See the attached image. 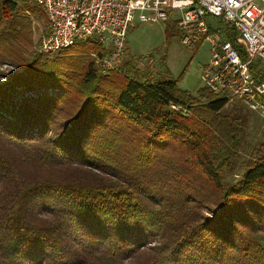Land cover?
<instances>
[{"label":"trees","instance_id":"1","mask_svg":"<svg viewBox=\"0 0 264 264\" xmlns=\"http://www.w3.org/2000/svg\"><path fill=\"white\" fill-rule=\"evenodd\" d=\"M25 12L46 18L28 0H0L5 60L28 36L32 22ZM165 23L166 42L180 38L174 20ZM93 46L102 54L100 45ZM72 51L53 59L37 54L31 62L19 53L10 56L24 71L0 87L1 264L42 263L48 258L42 243L54 251L55 263L69 264L59 246L67 234L87 257L103 247L133 255L150 240L163 241L161 231L178 225V234L186 237L162 244L159 254L150 253L152 264H238L246 259L264 264V138L257 148L248 142L250 110L240 102L227 108V100L204 87L197 95L180 89L165 58L160 61L164 71L153 79L131 61L122 74H104L89 54ZM22 87L37 97L13 103ZM52 88L56 96L49 94ZM54 118L65 122L63 131L44 140L53 133ZM40 141L44 149L36 144ZM242 154L247 159L234 182ZM80 162L96 164L117 178L101 177L93 185L56 178ZM33 166L45 173H32ZM25 168L30 171L22 172ZM184 182L193 188L184 201L190 203L205 187L215 193L212 203L220 213L210 219L198 209L185 210L182 194L170 193L181 191ZM191 213L199 217L188 220ZM47 216L59 217V224Z\"/></svg>","mask_w":264,"mask_h":264},{"label":"built area","instance_id":"2","mask_svg":"<svg viewBox=\"0 0 264 264\" xmlns=\"http://www.w3.org/2000/svg\"><path fill=\"white\" fill-rule=\"evenodd\" d=\"M44 11L48 29L40 50L55 55L80 43L100 45L92 53L104 74L119 71L127 35L140 23L174 20L181 43L207 42L210 60L203 87L218 98L242 103L264 120V0H28ZM239 34V36L236 35ZM229 35L234 38L237 47ZM259 73L261 76H259Z\"/></svg>","mask_w":264,"mask_h":264},{"label":"rangeland","instance_id":"3","mask_svg":"<svg viewBox=\"0 0 264 264\" xmlns=\"http://www.w3.org/2000/svg\"><path fill=\"white\" fill-rule=\"evenodd\" d=\"M29 4V3H28ZM30 5V4H29ZM40 10L43 11L41 7H39ZM44 12V11H43ZM25 16L29 17L31 20V26L29 27V31L27 32V37L24 40H19L21 46L18 44L14 45L13 51L7 52V56L9 57L8 60H5L6 56L3 54L6 53V51L2 47V51L0 52V87H5L8 84L11 83L12 79L17 73H22L24 71V68L14 65L11 60L15 59L16 54L24 55L25 58H27V61L30 62L33 61L37 54H39L43 59H53L57 57L58 55H46L41 52L40 50V40L45 35L47 29H48V21L44 16H37L34 14H30L25 12ZM166 23L163 21H160L155 24L151 23H140L138 19H136L135 24L133 27H131L128 31L127 35V43L129 51L127 50V55L125 58L120 62L118 66V70L116 73L122 74L123 72H126L124 70V64L126 62L131 61L132 65L135 66V68L142 73H149V77L156 79L159 74H161L164 70L160 67V61L165 58L166 67L171 73V76L173 79L178 81V86L180 89L187 91L193 95H197L198 91L203 88V84L201 81V73L203 67L209 62L210 60V50L211 46L209 43L204 42L200 44L197 48L191 49L189 47L184 46L179 36H174L170 39L169 43L166 42V35H165V28ZM237 36H239L238 33H236ZM28 40V41H27ZM8 47H6L7 49ZM73 50V51H72ZM71 51L75 53L76 55H83V56H90V52H96L93 44L91 43H80L79 45L75 47H71ZM68 56H70L68 54ZM73 56V55H72ZM162 58V59H161ZM49 94L51 96H56L58 92L57 89H49ZM19 97L12 100V102H18L20 103L24 98H36L37 95L33 92H29L25 90V87H22L21 91H19ZM23 94V96H22ZM2 101V96H0V102ZM1 105V104H0ZM11 107V106H10ZM176 110H181V108L174 107ZM227 108H230V106H227ZM185 114L188 113L187 110H182ZM250 128H249V136H248V142L252 147L257 148V146L263 142L264 138V120L259 117L257 113H254L250 111ZM53 125H50L49 128H52L53 133H49L50 135L44 138V140L53 139L56 136V132L59 130L63 131V123L61 118H54L52 120ZM51 131V132H52ZM56 131V132H55ZM63 133L61 134V136ZM37 145L41 146L43 149L45 148V142H38ZM70 144L75 145L76 140L71 141ZM80 146V145H79ZM83 156L85 158H89L90 154L88 153L87 149L83 150ZM94 152V151H93ZM79 156V154L77 155ZM242 158L240 159V170L237 172L236 175L233 176L234 182L238 181L240 179V176L242 175V162L246 160V156L242 154ZM102 163V160H99ZM97 162V161H94ZM77 165H72L69 167H65L66 169L59 172V176H57V179L66 180L69 177L71 181L74 182H81L82 184H96L102 181V179H111L112 177H116V175H112L106 171H102L101 169L96 167V164L94 166H89L80 163H76ZM76 171H75V170ZM30 171L29 169L25 168L22 172ZM46 171H58V169H50ZM112 172H116L115 169H112ZM32 173H37L39 175H43L45 173L44 170H41L35 166H33ZM66 177V178H65ZM101 177H103L101 179ZM181 191H178L177 193L175 191H171V194H182V201L187 199L188 192H191V189H193L191 186L187 184V182L182 183ZM206 191V192H205ZM214 194L210 191H207V189L204 187L203 192L197 191L193 198L190 199V203H187L184 201V207L185 210L189 211V208L192 209H198V214L201 212L202 216L204 215L207 218L212 219L215 215L219 214V208L215 206L212 202H214ZM202 195H204L202 197ZM215 198L216 195H215ZM56 202V201H55ZM52 203H54L52 201ZM55 204V203H54ZM238 213V212H236ZM196 217H199V215H188V220H192ZM224 219L228 220V215H224ZM47 219L50 221H53L55 223L59 224V217H49L47 216ZM225 220V221H226ZM180 229V226L178 227H169L166 230L161 231L159 234V237L164 239H154L150 240V242H146L140 250L135 252L133 255L126 253L120 255L117 250L111 249L109 251H104V247L102 249H99L97 253H94L93 257L82 255L83 253V247H80V245L74 243L73 241H70L69 234H67V241L66 239L63 244H60L61 252L60 254L64 256V260L68 261L69 264H152L154 262L155 258H151L152 261L150 262V253L152 255L159 254L160 252H157V248L161 247L162 244H169L172 240H175L179 237L185 236V234H178ZM58 236V239L60 240L61 234H56ZM239 235V234H236ZM248 235V234H241ZM163 236H166V238H163ZM106 237V236H105ZM238 238V237H237ZM198 238H196L197 240ZM244 239V238H243ZM246 239V238H245ZM64 240V239H62ZM101 241V240H100ZM237 241V240H236ZM235 241V242H236ZM60 243V242H59ZM71 244V245H70ZM87 244H90L87 242ZM201 244V243H200ZM44 246V251L47 250L46 256L48 258L43 261L40 264H64L63 262L55 263L56 255L54 254V251L50 250V248L47 247L46 244H41ZM106 245V244H105ZM243 245V244H241ZM49 246V245H48ZM110 246V245H108ZM129 246V244L127 245ZM87 247V246H86ZM93 245H89V248H92ZM41 249V248H40ZM38 249V250H40ZM117 249V248H116ZM122 249H125L122 247ZM122 249H119V251H122ZM50 250V251H49ZM150 250H153L154 252H151ZM52 251V253H51ZM56 253V252H55ZM59 253V252H57ZM58 255V254H57ZM154 257V256H153ZM161 258V257H160ZM158 258V259H160ZM158 259H156L158 261ZM78 261V262H75ZM3 262V261H2ZM1 264V259H0ZM238 264H249L248 260L245 261L241 260Z\"/></svg>","mask_w":264,"mask_h":264},{"label":"crops","instance_id":"4","mask_svg":"<svg viewBox=\"0 0 264 264\" xmlns=\"http://www.w3.org/2000/svg\"><path fill=\"white\" fill-rule=\"evenodd\" d=\"M151 24H155V23H151ZM77 46V45H76ZM127 50L129 51V48H128V43H127ZM130 52V51H129Z\"/></svg>","mask_w":264,"mask_h":264}]
</instances>
